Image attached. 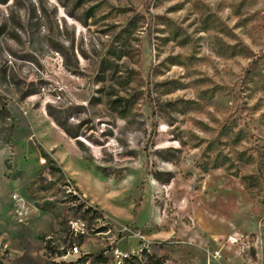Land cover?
<instances>
[{"label":"rangeland","instance_id":"1","mask_svg":"<svg viewBox=\"0 0 264 264\" xmlns=\"http://www.w3.org/2000/svg\"><path fill=\"white\" fill-rule=\"evenodd\" d=\"M0 97L3 263L264 264V0H0Z\"/></svg>","mask_w":264,"mask_h":264},{"label":"trees","instance_id":"2","mask_svg":"<svg viewBox=\"0 0 264 264\" xmlns=\"http://www.w3.org/2000/svg\"><path fill=\"white\" fill-rule=\"evenodd\" d=\"M15 122L14 117L8 107V102L0 97V149L5 144H11L15 136ZM53 170L63 172L60 168L53 167ZM169 181V180H168ZM154 257V256H152ZM87 256H85V259ZM159 262L163 261L161 257H155ZM0 264H5L0 260Z\"/></svg>","mask_w":264,"mask_h":264},{"label":"built area","instance_id":"3","mask_svg":"<svg viewBox=\"0 0 264 264\" xmlns=\"http://www.w3.org/2000/svg\"><path fill=\"white\" fill-rule=\"evenodd\" d=\"M45 162H46V159H45V158H42V163H45ZM215 241H220V240L216 238ZM228 242H229V243H232V244H235V243L238 242V238H236L235 236H230V237L228 238ZM72 250H73L74 253H79V246H78V245H74V246L72 247ZM213 257L219 259V258L221 257V253H220V251H218V250L215 251V252L213 253Z\"/></svg>","mask_w":264,"mask_h":264},{"label":"crops","instance_id":"4","mask_svg":"<svg viewBox=\"0 0 264 264\" xmlns=\"http://www.w3.org/2000/svg\"><path fill=\"white\" fill-rule=\"evenodd\" d=\"M51 145H52V144H51ZM51 145H50V146H51ZM50 146H47V147H50ZM51 147H52V146H51ZM58 162H60V161L58 160Z\"/></svg>","mask_w":264,"mask_h":264}]
</instances>
